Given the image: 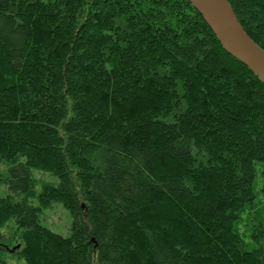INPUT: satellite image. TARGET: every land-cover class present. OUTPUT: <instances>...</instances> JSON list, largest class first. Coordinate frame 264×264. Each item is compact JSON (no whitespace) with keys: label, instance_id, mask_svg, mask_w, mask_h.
<instances>
[{"label":"trees","instance_id":"1","mask_svg":"<svg viewBox=\"0 0 264 264\" xmlns=\"http://www.w3.org/2000/svg\"><path fill=\"white\" fill-rule=\"evenodd\" d=\"M229 1L264 49V0ZM258 163L264 192V84L190 0H0V230L13 228L0 251L21 243L26 264H264L263 223L259 246L238 230ZM33 169L58 183L37 193ZM54 203L68 235L43 221Z\"/></svg>","mask_w":264,"mask_h":264},{"label":"rangeland","instance_id":"2","mask_svg":"<svg viewBox=\"0 0 264 264\" xmlns=\"http://www.w3.org/2000/svg\"><path fill=\"white\" fill-rule=\"evenodd\" d=\"M257 167L258 171L255 183L257 199L254 202V205L247 208V210H245V212L241 215V219L238 224V230L242 234H246L245 240H247L252 246H259V243L254 242L250 235L253 233L254 229L259 230L262 226V223L264 226V192L262 191L263 178L261 174L262 166L260 163H258ZM33 175L36 180L35 191L37 193H40L45 182L57 184L59 181V179L53 173L48 171L33 169ZM7 177V167L5 165H0V197L6 196L10 193L9 185L6 182ZM20 197L21 196L18 195L15 198L19 199ZM31 199L35 204L38 203L37 197L32 196ZM71 220L72 218L70 211L61 203H54L52 207L47 208L43 212L44 223L51 227L52 230L63 235L69 234ZM9 229L13 228L3 227L0 231L7 234ZM260 240V246L264 248V237H261ZM2 244L9 246L7 240ZM20 246L21 243H18L12 247H7L8 250L6 251H0L1 256L7 261L8 264H26V260L15 253V250L19 249ZM14 248L15 250L12 251Z\"/></svg>","mask_w":264,"mask_h":264},{"label":"water","instance_id":"3","mask_svg":"<svg viewBox=\"0 0 264 264\" xmlns=\"http://www.w3.org/2000/svg\"><path fill=\"white\" fill-rule=\"evenodd\" d=\"M190 1L203 16L224 49L245 64L264 84V49L246 32L230 1ZM14 250L15 248L12 251Z\"/></svg>","mask_w":264,"mask_h":264}]
</instances>
